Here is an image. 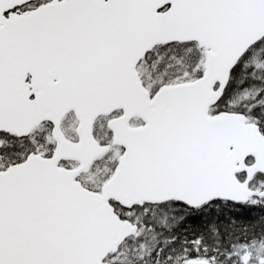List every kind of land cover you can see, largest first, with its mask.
<instances>
[{"label": "snow or ice", "instance_id": "1", "mask_svg": "<svg viewBox=\"0 0 264 264\" xmlns=\"http://www.w3.org/2000/svg\"><path fill=\"white\" fill-rule=\"evenodd\" d=\"M0 264H264V0H0Z\"/></svg>", "mask_w": 264, "mask_h": 264}]
</instances>
